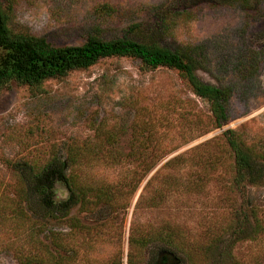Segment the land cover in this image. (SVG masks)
I'll list each match as a JSON object with an SVG mask.
<instances>
[{
	"label": "rangeland",
	"instance_id": "obj_1",
	"mask_svg": "<svg viewBox=\"0 0 264 264\" xmlns=\"http://www.w3.org/2000/svg\"><path fill=\"white\" fill-rule=\"evenodd\" d=\"M0 1L14 31L66 45L81 43L90 33L119 37L129 32L135 22L151 25V15L131 18L133 11L165 0ZM100 2L113 4L117 12L111 17L97 13L95 7ZM200 2L168 5L181 11ZM154 30L152 38L168 47L187 42L204 44L211 57L213 75L202 70L198 75L211 83H217L216 77L235 80L229 69L243 46L264 48V17L256 18L253 11L241 8H214L194 17L176 14L168 20L166 29ZM222 60L228 62L226 70H220ZM248 85L245 91L233 92L229 120L221 127H213L208 101L192 93L177 70L147 68L134 57H105L86 69L47 79L35 88L15 83L3 88L0 264H24V256L38 253L37 242H47L46 236L52 230L64 236L66 251L62 254L69 256L68 264H128L130 252L131 264H148V251H136L129 244L132 228L136 232L168 223L180 229L187 242L201 246L240 207L247 213L254 209L264 222V181L247 187L245 192L230 187L233 156L223 137L224 130L234 129L254 146L264 138V61L258 77ZM144 122L157 132L158 141L149 145L152 156L138 157L136 162L144 159L156 165L135 192H125L122 187L120 194L115 193L119 196L113 206L90 202L88 209L77 206L59 220L36 217L25 205V214L17 211L15 201L20 185L14 164L41 165L51 152L65 157L71 145L92 147L103 131L112 138L106 142L100 139L106 153L91 158L89 167H82L80 173L84 181L92 184L115 183L124 171L113 164L107 150L130 153L132 146H138L136 136L143 143L145 134L138 125L143 126ZM170 158H175L176 163L163 165ZM154 173L155 178L144 188ZM165 179L172 183L176 180V190L168 192L163 187ZM88 198L94 200V194ZM246 228L250 232L251 224ZM34 231L39 237L35 242L29 236ZM259 236L236 240L235 235H227L220 249L232 244L236 259L264 264V232ZM225 263L229 261L213 257L211 264Z\"/></svg>",
	"mask_w": 264,
	"mask_h": 264
},
{
	"label": "trees",
	"instance_id": "obj_2",
	"mask_svg": "<svg viewBox=\"0 0 264 264\" xmlns=\"http://www.w3.org/2000/svg\"><path fill=\"white\" fill-rule=\"evenodd\" d=\"M188 1L165 0L161 4L142 5L133 11L131 18L151 15V25L148 22L146 26L135 22L129 27V32L119 37L104 38L90 33L81 43L66 45H56L45 37L14 31L9 26L8 13L0 1V91L13 83L35 88L47 79L61 78L72 70L86 69L105 57H134L147 68L162 66L177 70L192 93L208 101L213 127H221L229 120L228 108L233 92L239 89L245 91L249 87V81L258 77L264 61V48L243 46L235 54L229 69L235 80L229 82L222 80L223 77H216L217 83H211L203 81L198 75L199 70L213 75L211 57L204 44L187 42L168 47L152 38L153 30L166 29L168 20L176 14L194 17L214 8H241L253 11L256 18L264 17V0H201L199 4L181 11H175L168 5L173 2L184 5ZM95 11L111 17L117 12V8L108 2H100ZM246 16L250 17L249 14ZM219 67L220 70H226L228 62L220 61ZM146 125L148 124L145 122L143 126L138 125L145 134H141L144 140L142 143L136 136L138 146H132L130 153L124 154L117 149L107 150L113 164L122 167L124 171L122 178L115 183L92 184L84 181L80 173L82 167H89L91 158L97 159L98 154L104 152L100 139L104 142L112 139L110 134L103 131L99 132L98 141L92 147L86 144L71 145L66 150L65 157L51 152L50 157L41 165L17 162L14 164L20 185L18 200L15 201L17 211L25 214L22 209V205H25L36 217L48 221L59 220L71 214L77 206L88 209L90 202L113 206L122 187L126 189L125 192H135L156 165L144 159L136 162L138 157L152 156L149 145L158 141L157 132L152 126ZM223 137L233 156L230 187L237 192H245L247 187L263 182L264 138L254 146L234 129L224 130ZM175 163V158H170L163 165ZM154 178L155 173L146 180L144 188ZM176 182L165 179L163 187L172 192L176 190ZM92 193L95 198L90 201L88 196ZM248 211L249 213L243 207L236 209L231 220L220 227L217 233L209 235L201 246L187 242L183 232L168 223L149 226L136 232L132 228L129 244L136 251H148V264H211L213 257L228 260L227 264H259L236 259L231 251L232 244H226L220 249V244L227 235H235L236 240H240L260 237L264 232L262 218L254 209ZM250 224L251 230L248 232L246 226ZM74 227L79 228L78 224ZM29 236L33 242L39 239L35 231ZM46 237L47 242H37L38 253L24 256V264H68L69 256L62 254L66 251L63 234L52 230ZM70 251L73 253L71 249ZM131 255V252L128 253V264H131Z\"/></svg>",
	"mask_w": 264,
	"mask_h": 264
}]
</instances>
